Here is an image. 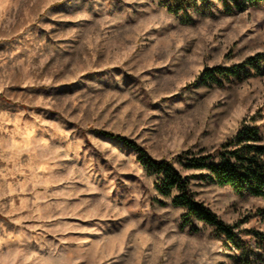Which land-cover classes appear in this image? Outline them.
<instances>
[{
    "label": "rangeland",
    "instance_id": "374dc122",
    "mask_svg": "<svg viewBox=\"0 0 264 264\" xmlns=\"http://www.w3.org/2000/svg\"><path fill=\"white\" fill-rule=\"evenodd\" d=\"M263 48L260 8L184 24L158 0H0V264H236L101 131L157 160L211 151L251 117L264 142V75L188 86ZM182 172L221 220L264 230L263 199Z\"/></svg>",
    "mask_w": 264,
    "mask_h": 264
},
{
    "label": "trees",
    "instance_id": "16d2710c",
    "mask_svg": "<svg viewBox=\"0 0 264 264\" xmlns=\"http://www.w3.org/2000/svg\"><path fill=\"white\" fill-rule=\"evenodd\" d=\"M167 12L179 22L188 24L196 16L212 14L213 9L222 14H235L246 8L264 10V0H158ZM264 75V48L239 62L228 65L204 67L188 86H223L226 82ZM251 121L240 123L236 132L211 151L181 152L170 159H154L134 141L121 135L101 131L137 153V160L154 176L156 193L168 198L174 207L183 209L182 226L199 232L197 222L210 229L212 237L233 252L230 258L236 264H264V230L240 227L245 222L228 224L208 206L196 199L190 188V178L183 170H195L200 179L218 186H229L239 196H252L264 200V142L259 126ZM164 205V200L157 199ZM264 220V205L252 213Z\"/></svg>",
    "mask_w": 264,
    "mask_h": 264
}]
</instances>
